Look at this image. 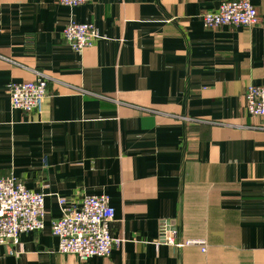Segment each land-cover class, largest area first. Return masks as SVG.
I'll return each instance as SVG.
<instances>
[{
	"label": "crops",
	"instance_id": "crops-1",
	"mask_svg": "<svg viewBox=\"0 0 264 264\" xmlns=\"http://www.w3.org/2000/svg\"><path fill=\"white\" fill-rule=\"evenodd\" d=\"M225 1L0 0V179L44 194L47 211L43 231L0 245V264H264V118L245 100L264 86V0L254 26L206 28ZM70 22L101 38L74 51ZM37 73L41 113L14 110L9 86ZM104 194L123 246L60 254L58 198ZM163 222L206 251L158 242Z\"/></svg>",
	"mask_w": 264,
	"mask_h": 264
},
{
	"label": "built area",
	"instance_id": "built-area-1",
	"mask_svg": "<svg viewBox=\"0 0 264 264\" xmlns=\"http://www.w3.org/2000/svg\"><path fill=\"white\" fill-rule=\"evenodd\" d=\"M93 0H58L69 7L81 6ZM206 28L224 26H254L258 13L251 0L222 2L216 11L202 15ZM65 42L76 52L95 45L101 38L98 28L92 23L70 22L63 30ZM48 77L37 73L34 81L12 83L9 86L11 105L14 110L25 113H41L48 95ZM246 108L253 117L264 118V86L249 85L245 93ZM62 215L52 220L51 231L58 239V252L74 255L81 262L93 257L107 258L116 248L123 246L124 238L114 237L110 226L115 210L107 195H89L80 200L58 198ZM45 195L29 191L14 176L0 179V245L17 246L20 236L28 232H40L46 226ZM158 242L175 248L191 245L206 251V243L178 241L177 228L163 222ZM12 254L15 251L10 250Z\"/></svg>",
	"mask_w": 264,
	"mask_h": 264
}]
</instances>
